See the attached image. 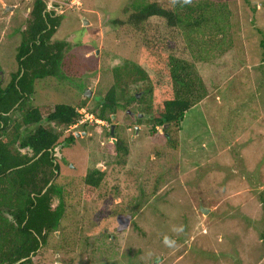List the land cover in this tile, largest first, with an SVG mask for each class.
<instances>
[{
    "label": "rangeland",
    "instance_id": "374dc122",
    "mask_svg": "<svg viewBox=\"0 0 264 264\" xmlns=\"http://www.w3.org/2000/svg\"><path fill=\"white\" fill-rule=\"evenodd\" d=\"M71 1L45 0L62 17L51 42L67 47L58 77L36 80L27 101L80 114L70 127L41 122L63 140L50 183L61 189L64 212L31 264H264V0H229L222 34L208 26L187 33L160 18H150L141 34L120 24L133 3L170 8L178 0ZM32 2L0 0L1 87L17 70ZM151 36L193 65L204 87L180 122L176 149L161 128L151 134L143 102L113 114L112 134L111 122L98 117L115 69L139 62ZM142 90L143 83H129L126 97ZM116 140L124 156L115 154ZM93 169L103 177L91 192L83 179ZM118 216H130L122 231ZM165 236L175 244L165 245Z\"/></svg>",
    "mask_w": 264,
    "mask_h": 264
},
{
    "label": "trees",
    "instance_id": "16d2710c",
    "mask_svg": "<svg viewBox=\"0 0 264 264\" xmlns=\"http://www.w3.org/2000/svg\"><path fill=\"white\" fill-rule=\"evenodd\" d=\"M228 1L178 0L170 8L157 2L133 3L131 14L120 24L141 34L150 18H160L166 27L187 33L208 26L222 34ZM28 14L15 53L17 70L4 87L0 86V264H14L22 259L19 264H31L32 257L45 246L47 236L58 230L64 204L61 189L50 183V178L59 169L53 152L63 140L41 122L70 127L80 117L75 107L66 104L28 105L36 80L58 77L67 47L65 42H51L62 17L46 11L45 0H33ZM142 43L139 62L125 65L123 73L115 69V82L100 101L98 117L110 122L107 115L125 110L132 101L143 102L144 114L153 121L151 134L161 128L168 147L176 149L180 122L202 100L204 87L193 65L167 53L165 44L155 36ZM127 80L143 83L139 99L135 95L126 97ZM73 139L68 134L64 141L71 144ZM113 145L116 155L126 154L121 141L116 140ZM102 175L97 169L88 170L83 185L91 192L96 190ZM54 197L59 200L55 206ZM88 199L87 194L84 200ZM129 220L130 216H118L117 230H124Z\"/></svg>",
    "mask_w": 264,
    "mask_h": 264
},
{
    "label": "water",
    "instance_id": "95a60500",
    "mask_svg": "<svg viewBox=\"0 0 264 264\" xmlns=\"http://www.w3.org/2000/svg\"><path fill=\"white\" fill-rule=\"evenodd\" d=\"M87 92V91H86ZM141 92L139 93V94H136L135 95V98H137V99H139V95L141 96ZM114 118H115V115H111L110 116V122H111V134H112V129H113V126H114ZM164 127H166V126H164ZM200 210H201V212L203 213V214H206V212H207V210H205V209H203V208H200ZM24 259H22V260H20V261H18V262H16V263H14V264H19L20 262H22Z\"/></svg>",
    "mask_w": 264,
    "mask_h": 264
},
{
    "label": "clouds",
    "instance_id": "9594fccd",
    "mask_svg": "<svg viewBox=\"0 0 264 264\" xmlns=\"http://www.w3.org/2000/svg\"><path fill=\"white\" fill-rule=\"evenodd\" d=\"M45 3H46V2H45ZM53 7H54V6H53ZM46 11H48V10L46 9ZM78 113H79V112H78ZM79 115H80V114H79ZM163 242H164L165 245H167V246H169V247H171V246H173V245L175 244V241L172 240V239H170V238L167 237V236L164 237Z\"/></svg>",
    "mask_w": 264,
    "mask_h": 264
},
{
    "label": "built area",
    "instance_id": "2783aa9c",
    "mask_svg": "<svg viewBox=\"0 0 264 264\" xmlns=\"http://www.w3.org/2000/svg\"><path fill=\"white\" fill-rule=\"evenodd\" d=\"M74 2H75V0H72V1H71L72 4H73ZM75 3H76V2H75ZM75 3H74V4H75Z\"/></svg>",
    "mask_w": 264,
    "mask_h": 264
},
{
    "label": "flooded vegetation",
    "instance_id": "af4514ba",
    "mask_svg": "<svg viewBox=\"0 0 264 264\" xmlns=\"http://www.w3.org/2000/svg\"><path fill=\"white\" fill-rule=\"evenodd\" d=\"M54 12V11H53ZM137 129V128H136Z\"/></svg>",
    "mask_w": 264,
    "mask_h": 264
}]
</instances>
